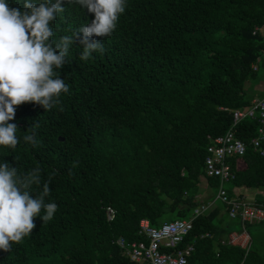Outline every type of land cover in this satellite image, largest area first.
Listing matches in <instances>:
<instances>
[{
    "label": "trees",
    "instance_id": "16d2710c",
    "mask_svg": "<svg viewBox=\"0 0 264 264\" xmlns=\"http://www.w3.org/2000/svg\"><path fill=\"white\" fill-rule=\"evenodd\" d=\"M7 2L24 10V0ZM64 7L50 22L54 43L94 19L75 0ZM261 28L264 0H126L113 33L89 38L103 43V52L80 59L78 34L54 69L69 92L47 110L22 103L8 121L20 142L0 145V163L20 174L39 168L41 182L30 195L39 196L49 182L45 201L58 207L47 221L42 209L31 234L0 250V264H134L114 244L117 238L145 242L140 220L159 227L190 219L195 208L213 201L199 198L202 179L210 192L219 186L204 172L207 137L230 129L232 110L264 98ZM35 124L34 148L23 137ZM258 126L244 119L234 127L247 148L229 159L235 179L224 188L229 197L233 188L257 190L254 203L264 208V155L249 145ZM105 206L116 211L112 222ZM243 230L248 250L228 242ZM186 244L194 246L188 264H264V220L242 226L216 201L193 220L179 248Z\"/></svg>",
    "mask_w": 264,
    "mask_h": 264
},
{
    "label": "clouds",
    "instance_id": "9594fccd",
    "mask_svg": "<svg viewBox=\"0 0 264 264\" xmlns=\"http://www.w3.org/2000/svg\"><path fill=\"white\" fill-rule=\"evenodd\" d=\"M83 9L94 14V19L73 35L62 36L59 42L50 40L53 29L50 22L65 11V0H43L36 4L24 0V10L10 8L7 0H0V145L15 148L20 142L17 126L8 123L14 119L16 106L32 102L45 110L59 104L61 93H68L64 79L54 72L60 69L74 38L82 34L84 45L80 59L90 58L93 52H103V43L90 37L110 36L125 11L126 0H75ZM38 124L30 126V134L23 140L34 148ZM40 169L20 174L8 162L0 163V250L8 252L12 242H20L35 228L34 217L44 215L51 220L57 204L46 202L50 194L49 182L33 198L31 186L40 184Z\"/></svg>",
    "mask_w": 264,
    "mask_h": 264
},
{
    "label": "built area",
    "instance_id": "2783aa9c",
    "mask_svg": "<svg viewBox=\"0 0 264 264\" xmlns=\"http://www.w3.org/2000/svg\"><path fill=\"white\" fill-rule=\"evenodd\" d=\"M258 31L262 29H257ZM264 58V49L261 50L259 59ZM255 70V66H252ZM232 113V126L223 135L217 137L208 136L209 144L204 159V172L208 178H217L219 186L212 202L202 203L195 208L190 219H176L163 223L159 227H151L146 219L139 222L138 235L144 241L127 243L124 238L119 237L114 244L134 264H188V260L194 252L193 244L184 243L185 238L192 230L193 220L204 214L216 201L226 206V211L231 219H237L242 226L245 223H259L264 220V208L244 198H232L228 196L225 184L235 179V173L230 166L229 159L241 158L247 145L240 140L234 132V127L242 120L250 119L257 121L258 128L256 136L249 145L260 156L264 155V98L254 99L250 106L245 109H235ZM108 222L115 219L116 211L111 206L104 207ZM208 235H205L207 237ZM229 244L239 246L248 250L250 237L243 230L241 234H232L228 240Z\"/></svg>",
    "mask_w": 264,
    "mask_h": 264
},
{
    "label": "crops",
    "instance_id": "0c3cea01",
    "mask_svg": "<svg viewBox=\"0 0 264 264\" xmlns=\"http://www.w3.org/2000/svg\"><path fill=\"white\" fill-rule=\"evenodd\" d=\"M261 29L262 30H260L259 32L261 33V35L264 36V28H261ZM262 87H263V83H260L256 87V89L257 88L259 89V88H262ZM237 164H238L239 169L244 168V164H242L240 161H238ZM200 189H201V192L199 194V198L201 200L202 199H206V198H213L214 195H215V193L208 191L207 183H206V181L204 179H202V182L200 184ZM232 193H233V197L232 198H236V197L244 198V199H246L248 201H251V202H255V199H256L257 195H259V192L257 190L246 189V188H233ZM210 202H212V201H210ZM232 234H235V233H232ZM232 234H230V236ZM228 240H229V238H228Z\"/></svg>",
    "mask_w": 264,
    "mask_h": 264
}]
</instances>
